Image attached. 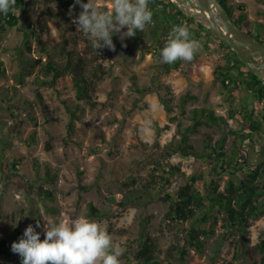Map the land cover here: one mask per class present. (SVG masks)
<instances>
[{"label": "rangeland", "instance_id": "obj_1", "mask_svg": "<svg viewBox=\"0 0 264 264\" xmlns=\"http://www.w3.org/2000/svg\"><path fill=\"white\" fill-rule=\"evenodd\" d=\"M27 1L29 7L25 13L21 12L19 26L30 34L34 51L29 56L46 61L49 54L55 55L56 49L67 45L69 50L87 53L92 69H100L94 77V105L77 98L72 75L61 78L55 87L40 88V100L37 78L43 77L41 70L23 82L17 78L20 71L17 49L22 46L23 33L18 27L0 23V59L6 68V75L0 78V118L7 119L0 121L3 139L0 143V240L6 242L13 254L8 260L0 257V264H21L20 256L11 250V245L19 241L29 224L43 240L44 224L47 226L49 221L77 216L90 220L91 203L107 214L98 223L122 250L120 264H137L134 250L143 230L158 236L163 264H181L180 238L189 223L178 224L171 219L172 197H176L189 177L216 174L208 160L199 157V153L185 156L191 151L178 147L177 142L182 138V131L192 123L193 109L209 107L228 117L231 107L241 105L240 100L229 97L222 88H214L219 80L216 71L227 66L225 58L218 54L234 56L233 50L209 40L205 32L194 59L178 60L180 66L174 68L160 63V49L166 38L161 43L147 41L144 49L134 48L132 37L121 39L127 31L125 27L112 36L114 51L103 47L108 55L105 58L86 47L81 39L83 32L73 23L82 9L69 13L70 24L65 18L46 13L45 5L39 3L42 0ZM96 3L101 10L111 11L112 0H96ZM230 4L234 8L243 6L250 20L264 25V0H230ZM171 27L164 28L163 37H167ZM259 29L258 25L256 35ZM41 43L47 46L46 52H42ZM55 57L62 62L61 56ZM216 59L221 63H215ZM185 95H194L196 99L183 108L181 98ZM165 100H169L170 113ZM72 113L76 115L75 133L69 135ZM261 114L258 108L259 118ZM223 131L219 126L203 125L190 135V143L201 151L208 137L216 141ZM235 142L238 140L229 135L227 148ZM173 144L177 146L175 149L171 148ZM245 147L251 161L261 160L264 140L247 141ZM14 161H17L16 169L12 167ZM158 161H163L167 170L174 171V166H179L181 171L167 175L164 189L153 190L138 206L116 211L111 199L120 201L130 189L145 184ZM228 178L224 174L220 179L221 189ZM41 189L53 191L56 200H43L39 195ZM45 204L56 212L47 211ZM37 221L39 227H36ZM14 224L18 225L17 234L12 230ZM222 224L220 221L216 227V236L207 240L203 253L190 249L188 264H252L260 259L258 245L264 239V215L252 221L244 241L247 252L241 263L234 257L235 243L241 237L237 234L224 242L220 253L215 252L217 238L225 231Z\"/></svg>", "mask_w": 264, "mask_h": 264}, {"label": "trees", "instance_id": "obj_2", "mask_svg": "<svg viewBox=\"0 0 264 264\" xmlns=\"http://www.w3.org/2000/svg\"><path fill=\"white\" fill-rule=\"evenodd\" d=\"M221 1L230 12L233 20L244 30L256 35L257 26L259 25V35L256 36L264 42V25L262 23L250 20L243 6L234 8L230 4V0ZM82 2L86 3L87 0H82ZM39 3L45 5L43 9L46 13L56 18H65L70 24H72V21L69 13L73 9H81L80 5L75 3V0H42ZM51 3H56V6H52ZM28 7L27 0H16L14 11H9L8 14L0 13V23L6 27H18L19 31L23 33L22 46L17 49V58L20 65V71L17 74L18 80L23 82L27 76L33 75L38 69L41 70L43 77L37 78V97L41 100L40 88L55 87L61 78L72 75L77 98L94 105V77L100 68L92 69V61L87 53L82 54L73 49L69 50L66 45V47L62 46L56 49L57 52L54 53L61 56L62 62H59L53 54H49L46 61L42 58L29 56L28 53L34 51L31 37L27 29L19 26L22 20L21 12L25 13ZM148 7L153 13L152 23L147 24L143 32L136 30L135 36L132 37L134 48L142 47L144 49L147 41L160 42L163 38L164 28L169 25L172 27L174 25H186L190 37L199 43L203 41L206 32L209 40L231 50L229 46L217 39L200 22L193 17H188L171 1L149 0ZM169 32H167V35ZM35 34L36 32L33 30L32 35ZM77 36L78 34L73 37ZM81 39L85 41L86 47L96 53L97 56L108 58L103 50L104 48L98 50L93 48L87 36L84 35ZM41 44L42 52H46L47 46L44 43ZM215 49L216 54H218V47L216 46ZM232 53L234 56L218 54L225 58L227 66L223 65L222 70L216 71L215 74L219 75L217 76L219 80H217L214 88H222L223 91L228 93L229 97L240 100L241 105L231 107L228 117L218 114L216 110L209 107L193 109L190 112L192 123L182 131V138L177 142L178 147H186L191 151L189 153L185 152V156H194L199 153V157L208 160L214 166L213 174H216L209 177L201 173L189 177L188 181L178 189L176 197H172L171 219L178 224L189 223V227L183 230L180 238L181 244L178 253L181 264H188L187 258L190 249L194 248L200 253L204 252L207 240L216 236V227L220 221H223L222 226L225 231L217 238V244L214 246L215 252L220 253L224 242L237 234L241 237L235 243L234 257L241 263L247 252L244 241L249 234V229L252 227V221L264 215V147L261 150V160L257 163L251 161L249 150L245 147L247 141L252 143L264 140V81L243 64L236 52L232 51ZM218 59L215 60L217 64L218 61L221 63ZM199 64L202 65L203 61H199ZM169 65L179 68L180 62L177 61ZM235 68L237 69L236 73L232 72V69ZM101 72L105 74L104 71ZM5 75V63L0 59V78ZM243 92L245 93L244 96H242ZM195 99L196 96L194 95H185L181 98V105L185 108L190 101ZM164 104L170 113L172 108H170L169 100H165ZM258 108L262 110L261 118L257 115ZM72 114L68 129L69 135L75 133L76 115L75 113ZM6 120V118H0V121ZM203 125L219 126L224 131L216 141L208 137L204 142L203 150L199 151L190 143V135L197 133ZM229 135H233L238 143L235 142L230 148H227ZM1 142H3V139L0 136ZM177 146L173 144L171 148L175 149ZM16 162L14 161L12 164L14 169L17 167ZM174 169V171L167 170L165 163L158 161L152 168L145 184L130 189L120 201L115 198L111 199L113 208L122 212L129 207L138 206L142 203L144 197L150 195L153 190L164 189L165 181L169 179L167 175H175L176 172L181 171L179 166H174ZM224 174H228L229 178L224 189H221L220 179ZM81 177L82 174H80ZM133 181L136 182V180ZM81 188L85 189L83 186ZM39 195L42 196L43 200H56V194L47 189H41ZM45 207L47 211L56 212L55 208H51L47 204H45ZM88 217L90 220L98 222L106 218L107 214L91 203L89 204ZM12 230L17 234L19 231L18 225L14 224ZM258 247L261 257L254 260L252 264H264V239ZM161 251L158 236L143 230L141 241L134 250L133 258L137 261V264H163ZM12 255V252L6 246V242L0 240V257L8 260ZM167 264L171 263L168 262Z\"/></svg>", "mask_w": 264, "mask_h": 264}, {"label": "clouds", "instance_id": "obj_3", "mask_svg": "<svg viewBox=\"0 0 264 264\" xmlns=\"http://www.w3.org/2000/svg\"><path fill=\"white\" fill-rule=\"evenodd\" d=\"M75 3L82 11L73 23L97 50L107 47L114 51V33H121L126 27L121 39L133 37L136 30L143 32L152 23L149 0H112L111 11L101 10L96 0ZM15 4L16 0H0V13L14 11ZM199 49V42L190 37L186 25H174L160 49V63L191 62ZM39 226L37 221L36 227ZM11 250L20 256L21 264H120L123 255L107 230L84 216L49 221L47 226L44 224L43 240L29 224L19 241L12 243Z\"/></svg>", "mask_w": 264, "mask_h": 264}, {"label": "water", "instance_id": "obj_4", "mask_svg": "<svg viewBox=\"0 0 264 264\" xmlns=\"http://www.w3.org/2000/svg\"><path fill=\"white\" fill-rule=\"evenodd\" d=\"M169 1L187 16L195 18L217 39L229 46L237 53L243 64L264 81V42L240 27L221 0Z\"/></svg>", "mask_w": 264, "mask_h": 264}, {"label": "flooded vegetation", "instance_id": "obj_5", "mask_svg": "<svg viewBox=\"0 0 264 264\" xmlns=\"http://www.w3.org/2000/svg\"><path fill=\"white\" fill-rule=\"evenodd\" d=\"M186 1H187V0H186ZM188 17H189V16H188ZM164 39H165V37L162 38V40H164ZM162 40L160 41V43L163 42Z\"/></svg>", "mask_w": 264, "mask_h": 264}, {"label": "crops", "instance_id": "obj_6", "mask_svg": "<svg viewBox=\"0 0 264 264\" xmlns=\"http://www.w3.org/2000/svg\"><path fill=\"white\" fill-rule=\"evenodd\" d=\"M0 26H1V24H0Z\"/></svg>", "mask_w": 264, "mask_h": 264}]
</instances>
